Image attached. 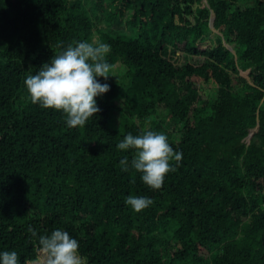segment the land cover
Here are the masks:
<instances>
[{"label": "trees", "instance_id": "trees-1", "mask_svg": "<svg viewBox=\"0 0 264 264\" xmlns=\"http://www.w3.org/2000/svg\"><path fill=\"white\" fill-rule=\"evenodd\" d=\"M93 8L104 29L81 0H0V252L42 264L32 226L67 231L87 264H264V0ZM94 39L124 75L96 97L99 113L69 128L30 102L24 81ZM149 129L183 154L159 190L122 171L133 153L116 147ZM130 195L154 203L137 213Z\"/></svg>", "mask_w": 264, "mask_h": 264}, {"label": "clouds", "instance_id": "clouds-1", "mask_svg": "<svg viewBox=\"0 0 264 264\" xmlns=\"http://www.w3.org/2000/svg\"><path fill=\"white\" fill-rule=\"evenodd\" d=\"M110 51V45L98 39L68 44L35 74L26 77L28 99L41 108L62 112L67 127H84L101 111L96 97L110 90V85L99 82L97 77L107 81L115 76L113 66L106 59ZM116 147L133 153L130 161L127 156L119 161L121 170L141 173L142 182L152 190L161 189L167 174L175 172L183 158L182 152L173 149L164 133L150 129L138 135L128 133ZM132 183H135L134 178ZM125 203L139 213L154 201L130 195ZM27 231L32 238H38L42 264H87L79 252V242L67 231L56 229L39 236L32 226ZM0 264H20L17 252H0Z\"/></svg>", "mask_w": 264, "mask_h": 264}, {"label": "rangeland", "instance_id": "rangeland-1", "mask_svg": "<svg viewBox=\"0 0 264 264\" xmlns=\"http://www.w3.org/2000/svg\"><path fill=\"white\" fill-rule=\"evenodd\" d=\"M81 1H83V4L88 9L89 14L92 16V19L95 20L97 26L101 29H104L106 27V19L103 17V15L99 14L98 12H95V10L93 8V4H94L95 0H81ZM104 5L107 6L106 1H104ZM112 66H113V69H112L113 74L116 77L110 76L109 79L107 81H105V83H108L109 85L113 84V83H119L121 81V79L123 78L124 71H125V66L123 64H121L120 62H116ZM235 67L240 69V70H242L244 68L242 62L239 59H237ZM109 124L113 129L118 128V126H119V114L116 110L111 111V118H110ZM263 200H264V196H262L261 200L259 201L260 206L262 208H264V203L262 202Z\"/></svg>", "mask_w": 264, "mask_h": 264}]
</instances>
